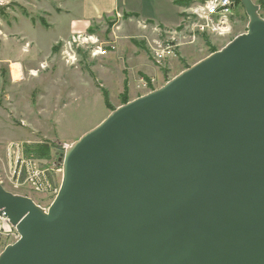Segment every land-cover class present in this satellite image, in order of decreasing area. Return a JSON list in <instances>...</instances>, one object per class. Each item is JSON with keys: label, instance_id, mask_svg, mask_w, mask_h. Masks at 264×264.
<instances>
[{"label": "water", "instance_id": "95a60500", "mask_svg": "<svg viewBox=\"0 0 264 264\" xmlns=\"http://www.w3.org/2000/svg\"><path fill=\"white\" fill-rule=\"evenodd\" d=\"M66 152L47 211L0 180V264H264V18Z\"/></svg>", "mask_w": 264, "mask_h": 264}, {"label": "rangeland", "instance_id": "374dc122", "mask_svg": "<svg viewBox=\"0 0 264 264\" xmlns=\"http://www.w3.org/2000/svg\"><path fill=\"white\" fill-rule=\"evenodd\" d=\"M175 1L186 9L176 28L161 22V15L153 16L150 23L142 16L128 20V14L127 21L125 14L94 19L88 30L73 33L88 34L93 40L77 38L80 46L76 51L73 48L77 59L72 62L69 39H58L67 32L63 12L69 9L71 15L80 16L87 0H0V180L6 178L9 161L15 160L9 149L12 143L19 144L28 158H36L44 166L53 168L60 163L63 168L70 146L115 109L160 88L248 29L249 16L241 0H234L241 4L234 8L232 28L225 34L193 29L194 11L206 0ZM253 1L264 18V0ZM166 2L146 0L141 14L155 11V4H159L163 15H170ZM118 41L122 46L125 41L126 50L130 51V46L142 57L136 60L138 67L142 65L136 70L141 72L135 70L133 77L131 68L130 73L125 69V53L113 54L120 46ZM95 42L108 47L107 53L94 52ZM167 42L172 53L159 62L155 48ZM43 146L50 147L49 159L38 158ZM53 170L57 176V169ZM62 180L60 172L57 191L46 195L28 188L16 189L10 182L1 183L15 194L31 197L47 211ZM15 241V237L0 236V254Z\"/></svg>", "mask_w": 264, "mask_h": 264}, {"label": "built area", "instance_id": "2783aa9c", "mask_svg": "<svg viewBox=\"0 0 264 264\" xmlns=\"http://www.w3.org/2000/svg\"><path fill=\"white\" fill-rule=\"evenodd\" d=\"M234 8V0H206L203 4H201L199 9L194 11L195 20L192 22L193 29L200 33H204L205 31L217 34L224 32L228 33L231 30L232 23L235 19ZM86 35L88 34L77 35L76 33L68 38V47L67 45L66 47L70 51L69 58L72 59V62L77 59L75 58V51L80 46L78 44L80 43L78 42V39H80V37H90L92 39L91 36ZM109 45L112 49L115 47L112 44ZM165 46H169L171 48L164 49ZM74 47L75 51L73 49ZM108 50V47H101L99 44H96L93 51L97 52V54H105ZM155 53L158 58L157 60L160 62L164 58L165 54L172 53V46L170 45V42H167V44H158L155 48ZM10 148L15 156V160L13 161L11 159L9 161L8 169L6 170V178L4 179L1 177L2 183L10 182V184L16 189L28 188L31 191L45 195L52 191H57V178L60 172L63 173V168L60 163L58 166L53 167L57 169L56 176L52 167L44 166L45 164L36 158H28L24 149H21L19 144L12 143L9 146V149ZM0 236L15 237L17 240L20 238V234L16 226L10 222L7 216L1 213Z\"/></svg>", "mask_w": 264, "mask_h": 264}, {"label": "crops", "instance_id": "0c3cea01", "mask_svg": "<svg viewBox=\"0 0 264 264\" xmlns=\"http://www.w3.org/2000/svg\"><path fill=\"white\" fill-rule=\"evenodd\" d=\"M145 2L146 0H87V5L83 10L84 12H82L80 16L71 15V12H69L70 11L69 9L63 12V14L67 16V19L65 21L67 32L64 34H60L58 39L64 40L65 38L66 39L69 38L73 33L77 31L88 30L89 27L92 25V21L99 17L109 18L115 15H121V14L130 15L132 13H137L139 14L138 17L130 15L128 20L138 19L140 16H142L144 19H147L146 22H149V23L153 22L152 20L153 16L161 15L163 16V17H159V19H161V22L163 21L164 24L171 26V27H175V28L178 27L182 23L183 16L181 14L182 12H185L186 9L185 7L180 5L177 1L167 0L166 2L167 9H168V12H170V15H163L164 12H161L159 8V4L158 5L155 4L154 6L155 11H147L146 14H143V13L141 14V12H145V9H144ZM126 17L127 15H125L124 20L126 19ZM138 30L141 31L140 28H138ZM124 42L125 41H123L124 46H122L120 44V41H118V45L120 44V46L117 48V50H115V52L113 51V54L118 55L119 52L125 53L126 55V57L124 58L125 59V69L129 72L131 68V71H132L131 75L133 77V72H135L136 69L142 68V65L138 67L139 63L136 62V60L139 59L141 55L138 54L137 51L132 52L131 51L132 47L130 46H128L130 51L126 50L128 48H127L126 43ZM137 72H141V71L138 70Z\"/></svg>", "mask_w": 264, "mask_h": 264}, {"label": "trees", "instance_id": "16d2710c", "mask_svg": "<svg viewBox=\"0 0 264 264\" xmlns=\"http://www.w3.org/2000/svg\"><path fill=\"white\" fill-rule=\"evenodd\" d=\"M237 4L239 5V4H241L240 3V1H238V2H235V7H237ZM125 15H127V14H125ZM131 16H136V17H138L139 16V14H137V13H132V14H130ZM129 14H128V16H130ZM110 26H111V24H110ZM147 80H149V79H147ZM29 152V151H28ZM40 152H41V155L38 157V158H47V159H49L50 158V147H48V146H43V148H41L40 149ZM39 153V152H38Z\"/></svg>", "mask_w": 264, "mask_h": 264}, {"label": "bare ground", "instance_id": "6f19581e", "mask_svg": "<svg viewBox=\"0 0 264 264\" xmlns=\"http://www.w3.org/2000/svg\"><path fill=\"white\" fill-rule=\"evenodd\" d=\"M226 31V30H225Z\"/></svg>", "mask_w": 264, "mask_h": 264}]
</instances>
